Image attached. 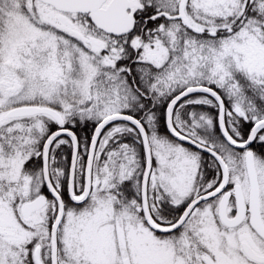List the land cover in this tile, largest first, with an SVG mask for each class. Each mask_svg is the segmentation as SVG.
<instances>
[{"label":"snow or ice","instance_id":"6c2138e0","mask_svg":"<svg viewBox=\"0 0 264 264\" xmlns=\"http://www.w3.org/2000/svg\"><path fill=\"white\" fill-rule=\"evenodd\" d=\"M0 264H264V0H0Z\"/></svg>","mask_w":264,"mask_h":264}]
</instances>
